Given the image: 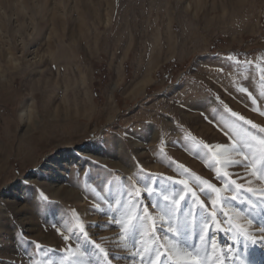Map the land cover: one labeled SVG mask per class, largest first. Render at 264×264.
I'll list each match as a JSON object with an SVG mask.
<instances>
[{
	"label": "rangeland",
	"instance_id": "1",
	"mask_svg": "<svg viewBox=\"0 0 264 264\" xmlns=\"http://www.w3.org/2000/svg\"><path fill=\"white\" fill-rule=\"evenodd\" d=\"M262 112L264 0H0V264H264Z\"/></svg>",
	"mask_w": 264,
	"mask_h": 264
},
{
	"label": "snow or ice",
	"instance_id": "2",
	"mask_svg": "<svg viewBox=\"0 0 264 264\" xmlns=\"http://www.w3.org/2000/svg\"><path fill=\"white\" fill-rule=\"evenodd\" d=\"M249 95L251 96V93H249ZM253 103H256L255 98H253ZM260 114H261V115H264V112H262V113H260ZM233 115H236V114L233 113ZM239 119H240V120H244V117H243V116H240ZM245 122H246L247 124H251L253 128H256V127H257V125L253 124L252 121H250V120L245 121ZM260 132H261V133H264V128H261V129H260ZM249 139L252 140V141H258V143H259L260 145H264V139H259L256 135H253L252 133H246V136H245V138H244L246 144L248 143ZM248 146L251 147V144H249ZM205 147H208V146L206 145ZM216 147H217V148H220V147H222V146L217 145ZM245 160H247V157H246V156H245ZM255 174H256V173L253 172V175H255ZM225 176H227V173H225ZM261 178H264V177H261ZM180 183H181V184H186L185 181H180ZM204 183H208V182H207V181H204ZM233 183H235V181H233ZM208 187H209V188H213V185L209 184ZM213 190H214V191H217V192L219 191L218 189H214V188H213ZM149 191H151V189H149ZM189 191H191V190L189 189ZM249 191H251V189H249ZM193 194H194V193H193ZM185 198H186V197H185L184 195H181V196H180V200H184ZM165 199H167V197H165ZM173 203H174V204H177V203H179V201L174 200ZM215 203H216V202L213 201V204H215ZM201 204H203L202 201H201ZM211 215H212V217L214 218L215 215H216V213H215V212H212ZM123 227H125V229H127V224H124ZM205 227H209V225L206 224ZM170 231H172V229H170ZM262 231H264V227H262ZM67 238H68V237H65V239H67ZM200 239H201L202 242H204V240H205V238H204L203 235L200 237ZM213 250H214V244H213ZM183 254H184L185 256L191 257L193 260H195V261H196V264H207V259H206L205 261H201V260L199 259V257H200L201 254H204L205 257H207V255H208V246H207V244H205L204 247H203L202 249L197 250V253H196L195 256H193V253H192L191 251H188V250H184ZM160 255H162V253L157 252V257H159Z\"/></svg>",
	"mask_w": 264,
	"mask_h": 264
},
{
	"label": "bare ground",
	"instance_id": "3",
	"mask_svg": "<svg viewBox=\"0 0 264 264\" xmlns=\"http://www.w3.org/2000/svg\"><path fill=\"white\" fill-rule=\"evenodd\" d=\"M50 164V163H49ZM47 165V164H46ZM48 166V165H47Z\"/></svg>",
	"mask_w": 264,
	"mask_h": 264
}]
</instances>
